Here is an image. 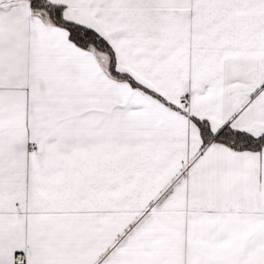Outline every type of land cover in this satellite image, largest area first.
<instances>
[{
    "label": "snow or ice",
    "instance_id": "1",
    "mask_svg": "<svg viewBox=\"0 0 264 264\" xmlns=\"http://www.w3.org/2000/svg\"><path fill=\"white\" fill-rule=\"evenodd\" d=\"M0 264H264V0H0Z\"/></svg>",
    "mask_w": 264,
    "mask_h": 264
}]
</instances>
